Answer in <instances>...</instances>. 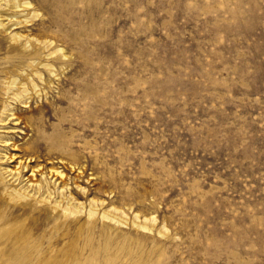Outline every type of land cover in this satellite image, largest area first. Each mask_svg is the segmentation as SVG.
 I'll return each mask as SVG.
<instances>
[{"label":"rangeland","instance_id":"obj_1","mask_svg":"<svg viewBox=\"0 0 264 264\" xmlns=\"http://www.w3.org/2000/svg\"><path fill=\"white\" fill-rule=\"evenodd\" d=\"M25 1L0 86L26 61L15 33L60 61L10 153L58 136L41 160L84 209L0 200V264H264V0Z\"/></svg>","mask_w":264,"mask_h":264},{"label":"bare ground","instance_id":"obj_2","mask_svg":"<svg viewBox=\"0 0 264 264\" xmlns=\"http://www.w3.org/2000/svg\"><path fill=\"white\" fill-rule=\"evenodd\" d=\"M30 4L25 0H0V9L6 6L4 11L0 10V31L8 33L14 30L13 27L26 26L31 19L36 18L33 14H25ZM33 38L20 33L13 35L11 46L25 54L26 61L20 70L9 71L0 86V130L5 133L0 134V200L12 203L22 214L40 209L45 217L68 219L84 208L66 194L70 189L68 185H63L65 176L58 163L43 164V155H40L42 151H47L50 158L52 153L59 152L61 143L58 136L54 137L50 145L40 138L30 141L22 156L10 153V147L13 146L10 134L19 131L17 107L29 108L34 98L38 101L42 99L45 95L42 85L47 84L44 71L49 74V81L57 78L58 74L53 63L60 61L57 57L59 50H54L50 41H38L35 38L34 41ZM22 43L24 45L21 47ZM95 209H90L89 217L96 216Z\"/></svg>","mask_w":264,"mask_h":264}]
</instances>
